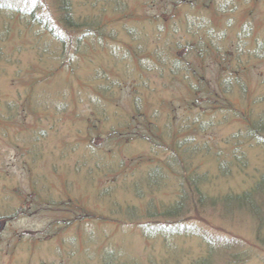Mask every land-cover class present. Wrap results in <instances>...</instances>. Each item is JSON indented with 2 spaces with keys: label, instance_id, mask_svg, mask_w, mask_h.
I'll return each instance as SVG.
<instances>
[{
  "label": "rangeland",
  "instance_id": "1",
  "mask_svg": "<svg viewBox=\"0 0 264 264\" xmlns=\"http://www.w3.org/2000/svg\"><path fill=\"white\" fill-rule=\"evenodd\" d=\"M112 1L73 0L99 20L102 42L87 37L94 49L81 46L73 71L57 74L33 30L0 11V264H264V202L255 215L210 200L246 192L264 170V141L247 131L264 115V0ZM227 78L245 93L237 85L223 97ZM200 81L223 99L186 130ZM135 104L156 132L135 124L146 135L133 139L120 134ZM181 139L199 144L189 169L206 176L204 204L181 185L185 171L151 175ZM220 154L231 170L219 169ZM180 201L174 217L154 215Z\"/></svg>",
  "mask_w": 264,
  "mask_h": 264
},
{
  "label": "trees",
  "instance_id": "2",
  "mask_svg": "<svg viewBox=\"0 0 264 264\" xmlns=\"http://www.w3.org/2000/svg\"><path fill=\"white\" fill-rule=\"evenodd\" d=\"M29 2L28 0H26ZM201 5L208 4V1L211 0H200ZM180 3H186L185 1L181 0ZM39 0H33L32 2H29V6L26 7H15L12 4L4 3L0 4V11L3 13L5 12L10 17H17L24 25H26L28 28L32 29L34 32L35 41H37L36 49L40 52V54H47L51 56V62L58 63L59 65L52 66V73L57 74L58 72H61L64 68H71L72 71L74 69V66L77 64L78 61V54L80 53V47L86 45V38L94 36V41L97 43L102 42V27L99 25V20L97 21V18L91 17V19L85 17L82 18L79 16L76 12L74 2L73 0H52V7L45 8L44 5L41 4ZM112 3H115L116 5L123 4L121 0H113ZM90 17V16H89ZM46 35L48 39H45L40 41V38L45 37ZM45 41V42H44ZM44 42V43H43ZM42 43V44H41ZM52 43L53 46H57V44L60 45V47H54L52 48L50 45ZM72 44H75L74 53L70 54V47ZM88 46V45H86ZM89 50L93 47L88 46ZM94 49V48H93ZM262 56H264L263 50H264V44L261 42L258 45V48ZM59 51V53H57ZM156 56V55H155ZM158 57V56H157ZM159 58V57H158ZM154 64L157 65L158 61L154 60ZM148 67H153V64L146 65ZM229 66V65H228ZM227 73H232L233 71L228 67ZM225 69V70H226ZM239 69V68H237ZM224 70V71H225ZM237 73V70L236 72ZM232 73V74H235ZM205 81H200L197 84H201V88H199L197 85H192V90L190 95H188V115L183 118L182 124L183 127H186V130L191 127H198L200 129L201 126H204L205 121L203 120L204 117V111L207 109L215 108L217 107L218 103L223 99V97H226L225 94L229 93L231 91L233 86L239 85L242 87V91L245 93V86L243 83L236 84V82H230L229 78L224 79L222 83H219L221 86V92L223 93V97H220V94L218 95L217 92L214 90H210L207 85L203 84ZM102 87L100 90H103ZM139 104V103H138ZM135 104V114L132 119V128L127 127L126 131L121 130V136H128V134L131 132L132 138L138 137L143 138L146 133L143 130H140V127H137L136 125L143 126V128L147 127L152 130L153 127L150 125V122H146L144 118H147V115L145 113H140L139 115V105ZM199 105V106H198ZM131 120V119H130ZM126 123H129L128 121ZM130 124V123H129ZM136 124V125H135ZM150 125V126H149ZM157 126V125H156ZM140 134H136V131ZM247 131L249 132V137L254 139H263L264 141V115L260 118L256 119L254 122L249 123L247 127ZM156 132V129H155ZM174 130L171 131V137H174ZM117 135L116 133L111 134L109 137L112 139L114 136ZM257 135V136H256ZM130 137V136H129ZM197 143L190 142V140L185 141L184 139L176 140L172 146L170 145V148L168 146L166 151H169L168 158L165 160V165H158L150 170L152 177H158L160 179L162 174V169L165 170H171L172 174H177L179 178V172H186V175L181 176L184 178V183L181 185H186V188H190L191 192L193 193V199L195 198V205L197 203L204 204L203 201L208 198V194L205 193V191L199 190L200 189V182H203L206 178V176L203 174L201 176H198L196 171H192L191 165L194 163V161L190 158L195 157L199 152ZM209 143L204 142L201 144L202 148L209 149ZM241 147L236 146L234 148V158L237 164L240 166V163L245 164V161L242 159L241 154H238V150H240ZM222 154L217 156V161L219 163V169L221 171H229L232 169V166L234 164V161L224 159L221 157ZM195 166V165H194ZM193 166V167H194ZM195 169V167L193 168ZM189 195L188 192L184 193V198ZM264 202V170L261 173L260 178L256 181L254 186H251L249 190L246 192H243L242 194H234V193H225L219 196H211V202L218 200L221 204L224 206L232 208H239L244 207L248 208V211H253L255 215L259 214L260 212L256 208L260 201ZM264 204V203H263ZM187 204H185L183 201L177 202L176 204H172L164 210V212H158V217H161L163 219H167L168 217H174L177 215V211L182 210ZM187 208V207H186ZM185 208V209H186ZM151 212V209L148 213ZM252 213V214H253ZM152 213L149 214L148 217H150ZM157 224V223H155ZM167 226L161 227V229L166 230ZM158 228L149 225L144 230L146 234L153 235L151 232H156ZM218 248L216 245L212 244V249Z\"/></svg>",
  "mask_w": 264,
  "mask_h": 264
}]
</instances>
